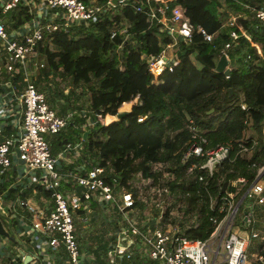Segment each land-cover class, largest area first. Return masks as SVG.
I'll list each match as a JSON object with an SVG mask.
<instances>
[{
    "label": "built area",
    "instance_id": "obj_1",
    "mask_svg": "<svg viewBox=\"0 0 264 264\" xmlns=\"http://www.w3.org/2000/svg\"><path fill=\"white\" fill-rule=\"evenodd\" d=\"M174 1L0 0V14L20 5L31 15L17 26L0 16V91H4L0 92V133L11 121L10 113L17 123L0 140V185L8 182L0 191V224L6 232L0 233V264H21L26 256L30 257L26 264H89L95 259L96 248L91 252L82 248L75 222L86 220L92 206L111 209L121 219H110L113 231L100 256L109 264L125 260L133 264L134 257L144 264H264V163H251V180L236 176L226 181L222 191L224 176L230 171L224 170V164L236 157H250L257 144L256 136L246 134L252 129L248 112L236 149L232 142L208 146L204 131L189 118V139L180 156L179 177L174 173L175 164L157 160L150 163L147 175L141 170L131 171L123 180L111 163L103 164L102 159L89 155L83 135L58 153L51 150L47 136L62 131L75 114H80L75 109L58 112L35 83L45 64L39 48L45 43L52 47L57 32L87 26L130 5L145 15L147 28L156 30L158 53L142 51L134 43L155 80L179 63L193 32L212 42L224 31L226 39L219 45V57L228 59L229 70L232 54L245 62L252 58L249 45L263 57L264 42L253 40L239 22L240 18L246 20L264 37V6L260 2L255 6L234 0L240 5L237 11L228 13L218 31L208 33L200 25L193 27L186 9L179 3L172 5ZM220 10L216 7V12ZM127 28L126 21L120 22L111 37L122 35L128 40ZM242 37L248 41L244 47ZM137 99L138 95L129 102L134 101L133 105ZM241 109L246 111L247 106L241 104ZM91 113L95 118L84 122L82 130L89 131L97 122L108 123L107 115ZM261 134L264 145V121ZM249 137L253 141L247 145ZM174 181L183 183L185 189L176 188L174 192L170 186ZM191 181L197 184L196 201L205 202L212 212L209 219L214 229L207 239H192L184 233L198 225L201 215L197 209L186 210L192 195ZM212 188L220 189L219 194L213 195ZM26 190L29 196L22 197ZM189 215L196 219L186 220ZM9 236L13 240L11 248L3 239Z\"/></svg>",
    "mask_w": 264,
    "mask_h": 264
},
{
    "label": "trees",
    "instance_id": "obj_2",
    "mask_svg": "<svg viewBox=\"0 0 264 264\" xmlns=\"http://www.w3.org/2000/svg\"><path fill=\"white\" fill-rule=\"evenodd\" d=\"M237 1L258 6L262 0ZM223 2L232 12L240 7L234 0ZM174 3L186 9L193 27L200 25L208 33L218 31L228 16L220 1L176 0L171 4ZM216 7L222 10L216 12ZM1 16L7 23L13 20V26L31 18L28 8L20 5ZM123 21L128 23L130 38L127 40L122 35L111 37L112 29ZM239 22L253 40L264 42L262 34L255 33L246 20L240 18ZM225 39L224 31L217 34L212 42L203 40L200 34L193 32L192 41L185 47L179 63L171 71L165 70L155 80L140 59V50L152 54L159 52L156 30L147 28L145 15L135 12L130 5L87 26L79 25L72 27L69 32H57L52 37V47L45 43L39 48L45 56V64L38 71L35 83L42 90V82L48 81L50 75L61 74L73 86L82 84L84 89L87 88L85 97L89 109L80 112L83 107L78 102L80 94H65L62 89L55 92L60 99L57 102L51 100L52 107H56L60 113L75 109L80 114H75L62 131L51 135L49 142L52 152L83 135L85 131L81 125L89 118H95L89 110L102 116H116L123 103L138 95L124 118L113 120L107 116L106 121L109 123L102 125L97 122L89 130L86 137L89 155L102 159L103 164L111 163L123 180L131 171L141 170L147 175L150 163L157 160L175 164L174 173L179 177L180 156L189 139V118L204 131L209 140L208 146L232 142L236 149L243 137V121L248 112L257 144L250 157H236L232 163L224 164V170H230L225 174L224 181L241 175L251 180L254 174L249 168L251 163H264L261 134L264 121V55L259 56L255 48L249 45L248 50L253 52L252 58L245 62L232 54L230 61L234 66H231L229 74L217 72L215 67L219 59V45ZM134 43L139 45L140 50L134 48ZM246 44L247 39L242 37V47ZM241 104L247 106L246 111L241 109ZM211 108L214 111L208 113ZM139 117H142L141 121L137 120ZM8 129L9 126L4 132ZM246 140V144L250 145L253 138ZM7 185L8 182L0 185V191ZM170 186L174 192L176 188L185 189L183 183L176 184L175 181ZM196 186L191 181L189 189L192 195L188 198L186 210L197 209L201 214L199 223L184 233L192 239H207L214 229L209 219L212 212L205 202L196 201ZM26 191L21 193L22 197H26ZM219 191L218 188H212L213 195L219 194ZM99 246L105 249L103 243ZM98 263L106 264L100 259ZM123 263L127 264V261Z\"/></svg>",
    "mask_w": 264,
    "mask_h": 264
},
{
    "label": "rangeland",
    "instance_id": "obj_3",
    "mask_svg": "<svg viewBox=\"0 0 264 264\" xmlns=\"http://www.w3.org/2000/svg\"><path fill=\"white\" fill-rule=\"evenodd\" d=\"M260 3L264 6L262 1ZM222 4H223V10L224 11H226L227 13L231 12V11H229V8L227 7L226 3H224L222 1ZM231 66L233 67L234 63L231 64ZM68 80L69 79L65 78L63 75L58 74V75H50L48 77V81L42 82L44 85V89H42V91L46 95L47 102L50 105H51V100H54L55 102H57V99H60V98H58V96H57V94H55V92H57L59 89H62L63 93L67 92V94H69V93L70 94L75 93L77 95L80 94L78 102L82 103V106H83L82 109L83 110L89 109L88 108L89 107L88 106V100L85 97L87 88L84 89L82 87V84H80L79 86H73ZM72 95H74V94H72ZM71 98L74 99L73 97H71ZM133 102L134 101H132V103ZM132 103L131 102L123 103V104H127L128 106L123 107V104H122L119 107L118 111L130 110ZM54 108L56 109V107H54ZM90 113H91V110H90ZM0 127H1V120H0ZM246 134L249 136H256V132L253 129H249V131H247ZM47 137L49 139L51 136L49 135ZM51 150H52V147H51ZM90 212L91 213L89 215H92V212H94L95 216L94 217L88 216V218H86V220H82L81 218L77 219L75 223H76V226H77L79 231L80 230L87 231L89 229L92 230L95 239L92 240L90 238V240H87L86 247L94 245V244H90V241L91 242L95 241L96 245L98 244V249H97L98 256H97V258H98V260L99 259L101 260L100 256L105 249H103V247L101 248L99 246L100 245L99 243H100V241L106 242V243L108 242L109 233L113 231V229H112L113 226L110 223V219L119 220L120 216H119V214H117L116 212H114L111 209H108V210H106L105 208L100 209L98 206L97 207L96 206L90 207ZM185 219L188 220V219H196V218L194 216L189 215ZM237 219H238V217L235 220L236 222H237ZM3 223H4L5 228L9 231V225L4 220H3ZM3 239H4L5 244L11 248L13 245V240L11 239V236H9L7 238L4 237ZM91 251H92V249H91ZM219 260L220 259L218 258L216 262H218ZM149 263L150 262H147L146 264H149ZM14 264H18V262L15 261Z\"/></svg>",
    "mask_w": 264,
    "mask_h": 264
},
{
    "label": "crops",
    "instance_id": "obj_4",
    "mask_svg": "<svg viewBox=\"0 0 264 264\" xmlns=\"http://www.w3.org/2000/svg\"><path fill=\"white\" fill-rule=\"evenodd\" d=\"M262 2H263V4H264V0H262ZM0 16H1V14H0ZM2 17V16H1ZM12 21V20H11ZM10 22V21H9ZM8 22V23H9ZM1 76V75H0ZM0 80H1V78H0ZM1 93H4V91H2V89H1V91H0ZM65 93H67V92H65ZM58 100V99H57ZM10 122L8 123V126H9V131L7 130V132H4L5 130H6V128L8 127H4V129H2V132L0 133V140L2 139V137L4 136V135H6V134H8V132L10 133L11 131H13L14 130V126L13 125H16L17 123H16V119H13V115H12V113H10ZM107 116H109V117H113L112 115H107ZM112 121V120H111ZM10 128H11V130H10ZM61 149V148H60ZM59 149V150H60ZM59 150H57L56 152L58 153V152H60ZM55 152V153H56ZM25 192V191H24ZM29 194H30V191H26V197H28L29 196ZM91 212H89L88 214H87V217L88 216H92V217H94L95 216V214H94V212H92V215H89ZM78 235H79V241H80V243L82 244V248H84V249H86V250H88V251H90L91 252V249L92 248H96L95 250H93L94 251V254H95V259L93 260V259H90L89 260V264H100V263H98V258H97V256H98V253H97V249H98V244L96 245V242L95 241H93V242H91L90 241V244H94V245H92V246H88V247H86V244H87V240H90V238L93 240V239H95L94 238V234H93V232H92V230H87V231H84V230H80V231H78ZM104 244L105 242H101L100 241V243L99 244ZM106 244V243H105ZM104 247H105V245H104ZM28 248V247H27ZM91 248V249H90ZM103 253V252H102ZM101 260H103V259H101ZM106 264L108 263L107 262V260L105 259V260H103ZM124 262V261H123ZM123 262H121V263H117V264H124ZM132 263L133 264H144V263H141V259L140 258H138V257H134L133 258V260H132ZM21 264H23V261L21 262ZM109 264V263H108Z\"/></svg>",
    "mask_w": 264,
    "mask_h": 264
},
{
    "label": "water",
    "instance_id": "obj_5",
    "mask_svg": "<svg viewBox=\"0 0 264 264\" xmlns=\"http://www.w3.org/2000/svg\"><path fill=\"white\" fill-rule=\"evenodd\" d=\"M116 1L117 0H112V2H114V3ZM228 63H229V61H228V59L224 55L220 56L219 59H218V61H217V63H216L215 71H217V72H224L225 74L228 75L229 74V71H230L229 68H227ZM213 111H214V108H211L208 111V113H211ZM127 113H128V111H119L116 114V117H117V119L120 120V119L124 118L127 115ZM88 133H89L88 130L85 131V132H83V137H84L85 140H86V137H87V134ZM226 186H227V182L225 181L223 183L222 191L225 190ZM0 233L6 235V232L3 230L1 224H0ZM29 259H30V257L29 256H26L25 260L23 261V264H26Z\"/></svg>",
    "mask_w": 264,
    "mask_h": 264
},
{
    "label": "bare ground",
    "instance_id": "obj_6",
    "mask_svg": "<svg viewBox=\"0 0 264 264\" xmlns=\"http://www.w3.org/2000/svg\"><path fill=\"white\" fill-rule=\"evenodd\" d=\"M128 105L127 104H123V107H127Z\"/></svg>",
    "mask_w": 264,
    "mask_h": 264
}]
</instances>
